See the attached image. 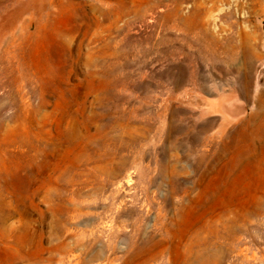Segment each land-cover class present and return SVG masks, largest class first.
<instances>
[{"label": "rangeland", "instance_id": "rangeland-1", "mask_svg": "<svg viewBox=\"0 0 264 264\" xmlns=\"http://www.w3.org/2000/svg\"><path fill=\"white\" fill-rule=\"evenodd\" d=\"M0 264H264V0H0Z\"/></svg>", "mask_w": 264, "mask_h": 264}, {"label": "water", "instance_id": "water-1", "mask_svg": "<svg viewBox=\"0 0 264 264\" xmlns=\"http://www.w3.org/2000/svg\"><path fill=\"white\" fill-rule=\"evenodd\" d=\"M219 109L216 111L223 119L235 123L246 116L247 104L239 95L219 98Z\"/></svg>", "mask_w": 264, "mask_h": 264}]
</instances>
